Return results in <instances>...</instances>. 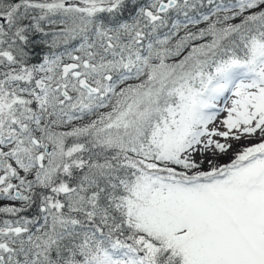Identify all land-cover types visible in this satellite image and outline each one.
<instances>
[{
  "label": "snow or ice",
  "instance_id": "snow-or-ice-1",
  "mask_svg": "<svg viewBox=\"0 0 264 264\" xmlns=\"http://www.w3.org/2000/svg\"><path fill=\"white\" fill-rule=\"evenodd\" d=\"M0 264H264V0H0Z\"/></svg>",
  "mask_w": 264,
  "mask_h": 264
},
{
  "label": "rangeland",
  "instance_id": "rangeland-1",
  "mask_svg": "<svg viewBox=\"0 0 264 264\" xmlns=\"http://www.w3.org/2000/svg\"><path fill=\"white\" fill-rule=\"evenodd\" d=\"M241 143H245V142H244V141H241ZM230 155H231V153L229 154V156L222 157V158L220 159V162H221V163L227 162L228 159H229V157H230Z\"/></svg>",
  "mask_w": 264,
  "mask_h": 264
}]
</instances>
